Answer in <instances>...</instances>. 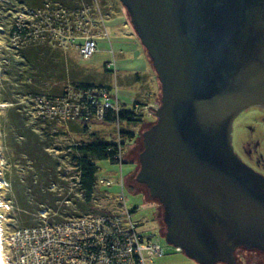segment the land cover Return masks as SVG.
I'll use <instances>...</instances> for the list:
<instances>
[{"label":"water","instance_id":"1","mask_svg":"<svg viewBox=\"0 0 264 264\" xmlns=\"http://www.w3.org/2000/svg\"><path fill=\"white\" fill-rule=\"evenodd\" d=\"M119 1L161 88L136 181L162 207L166 244L197 264L264 255V176L231 135L241 112L264 109V0Z\"/></svg>","mask_w":264,"mask_h":264},{"label":"rangeland","instance_id":"2","mask_svg":"<svg viewBox=\"0 0 264 264\" xmlns=\"http://www.w3.org/2000/svg\"><path fill=\"white\" fill-rule=\"evenodd\" d=\"M26 1L34 2L32 4L41 7L38 10L40 12L38 17H31L28 13L31 11L21 4V0H0V17L5 14L2 9L6 7L8 8L7 15L11 18L13 25L21 23L37 26L39 24L48 29L50 20L45 10L50 13L57 11L56 9L68 8L69 14L73 15L75 11L88 7L93 13L91 14L92 19L94 17L96 19L89 30L96 43V52L92 57L82 59L74 48L61 49L64 52V55L61 54L63 62H71L69 66L64 63L65 71L62 80L80 81L97 87H106L111 91V97L115 98V94L116 100L120 101L119 106L126 110L134 108L135 99L133 97L138 91L140 102H145L146 92L144 90L152 86L148 74L152 72L156 76V72L130 23L126 9L119 0ZM46 2L47 4L43 5ZM86 18L91 22L89 15ZM60 27L64 28V26ZM1 31L0 27V97H6L8 95L5 90L10 81L9 63L11 58L16 59V54L19 53L17 48L12 49V43L17 45L20 42L17 41V37L12 36L8 39V32L2 33ZM47 31L52 36L54 35V32ZM48 32L47 36L50 37ZM47 36L44 35V43L38 41L36 43L48 45L50 39ZM48 46L60 51V48L56 46L51 44ZM52 52V50H46V54H42V57L44 59L51 57ZM48 64L45 60L44 65L48 66ZM53 66L55 69L59 68L60 63L58 67L54 64ZM134 73L140 75L142 84L135 80ZM156 84L158 101L156 105L151 106L153 108L160 104L161 98L158 79ZM141 85L144 86L141 87ZM44 95L27 98L14 94L6 97L8 98L6 102H2L0 98L2 102L0 103V130L4 136V142L9 146L5 149V143L3 146L0 142V233L5 264H18L16 245L11 239L18 230L41 225L42 220L38 213L42 210L41 207L49 211V221H51L55 218H67L81 214L82 210L94 213L120 212L124 205L131 211V219L138 225L140 232L152 235L165 249L162 257H156L147 264H197L183 251H176L173 246L166 244L162 207L157 200L150 197L148 189L136 181L139 170L138 155L142 147L141 133L156 120L153 115L154 110L138 103L140 105L136 108L135 121L127 124L121 122L119 125L114 122L111 124L92 120L88 132L82 131L81 126L74 123L68 124L69 128L59 129L58 126L53 125L42 130L38 116H48L46 107L51 105V102L48 103L50 98H45ZM260 115V110L253 107L242 112L233 122L232 138L234 148L242 155L245 154L246 148H253V145L248 144L255 141L259 143L252 159L247 157L254 168L264 173V125L259 121ZM59 123L65 122L61 120ZM121 131L129 132L130 135L123 139L119 136ZM92 133H94L93 137L103 142L117 144L124 142L125 144L121 147L120 163H112L110 160L95 161L98 168L97 179H102L104 184L95 185L88 207L83 209L79 206L84 203L82 194L74 193L76 191L74 180L77 178L76 169L70 166L67 159L71 151L69 148L80 141L91 140L90 134ZM53 165L57 166L53 170L60 174L55 181L48 174L51 168H54ZM32 185L35 187L32 188ZM69 187V192L64 191ZM33 189L36 191L41 189V191L34 193ZM68 195L70 199L64 197ZM121 195L124 196V202L119 201ZM21 202H27L26 206L21 205ZM17 208L20 209L18 213ZM28 217L31 220L30 225H23L19 222ZM235 257L238 264H264V256L256 251L238 249Z\"/></svg>","mask_w":264,"mask_h":264},{"label":"built area","instance_id":"3","mask_svg":"<svg viewBox=\"0 0 264 264\" xmlns=\"http://www.w3.org/2000/svg\"><path fill=\"white\" fill-rule=\"evenodd\" d=\"M56 10L50 13L45 10L50 20L48 29L39 24L20 23V30L13 37H17V41L22 36L24 41L44 43V35L47 36L49 30L54 35L48 32V45L60 50L74 48L82 59L92 57L97 47L89 30L96 19H92L90 8L75 11L73 15L63 8ZM28 13L31 17L40 14L38 10ZM88 15L91 22L86 18ZM25 26L27 30L21 34ZM111 96V91L105 88L67 91L64 96L48 100L51 102L46 107L48 118L103 120L110 111L117 113L121 110L116 95L115 98ZM116 157L120 159V152ZM98 184H104V181L100 179ZM119 201L124 202L123 195ZM38 213L41 225L18 230L11 239L16 245L18 264H147L165 254V249L152 235L140 232L125 205L120 212H84L51 221L46 208Z\"/></svg>","mask_w":264,"mask_h":264},{"label":"trees","instance_id":"4","mask_svg":"<svg viewBox=\"0 0 264 264\" xmlns=\"http://www.w3.org/2000/svg\"><path fill=\"white\" fill-rule=\"evenodd\" d=\"M32 3L34 2L30 1L28 3V1L26 0H21V4L29 8V11H37L41 8L40 6L36 4H32ZM46 4L47 2L43 3V5H46ZM65 10H69V9L67 8ZM2 11L5 14L1 15L0 17V27L2 28L1 32L2 33L8 32V39L9 38L11 39V37L15 33H18L20 29H18V25L16 24L13 25L11 18L9 17V15H7L8 8L5 7V9H2ZM26 30H27V27L25 26V29H21V34H24ZM21 38H19L18 42L20 43H18L17 45H14V43H12L13 44L12 49L17 48L19 50V53L16 54L17 58L14 59V57H12L9 63L10 81L8 82V85L5 90L7 91L5 93L8 95L6 97H9V96L11 97L15 94L18 97L29 98V96L34 97V96L45 94L43 97L45 98L48 97L52 99L54 96L66 95L67 91L77 92V91H81V90L83 91L86 89H100V88H105L108 90V88L106 87H101V86L97 87V86L85 84L80 81L77 82V81L62 80L64 78L63 77V72L65 71L64 63H66V61L63 62V56L61 54L64 55V52H62L61 50L59 51V50L51 49V47L48 46L47 44L46 45L39 44V43H36L35 41H24ZM46 50L47 51L52 50L53 54L51 55V57H47L46 59H44L42 57V54L43 55L46 54L45 53ZM45 60H47V63H49L48 66L44 65ZM58 63H60V67L56 68L57 69L56 70L53 64L55 66L57 65L58 67ZM67 64L69 66L71 65V62L67 61L66 65ZM72 79H74V77H72ZM6 97H0L2 102L7 101L8 98L6 99ZM2 102L0 101V103ZM133 107L134 108L132 110H126L121 106V110L119 112L116 113L114 111H110V113L103 120H98L95 118L83 119V118L78 117V119L67 120V121H63L65 123H59L61 120L57 118L50 119L48 118L47 115H42V116L39 115L38 117L40 118V120L39 118L38 120L40 122L39 125L42 126L41 127L42 130L47 129L48 127H52L53 125L58 126L59 129L69 128L68 124L74 123L75 125L77 124L78 126H81L82 131L88 132V129L90 128L89 124L92 120L96 122H99V121H105V122H110V123L114 122L119 125L121 122H125L127 124L129 122L135 121L137 115L134 112V110L137 108V105H134ZM41 118H42V121H41ZM114 123H111V124H114ZM152 123H150L147 126V128H149L152 125ZM129 135H130L129 132H125V131L119 132V136L122 137L123 139H125L126 136H129ZM93 136H94V133L90 134V137L92 138L91 140L86 141V142L80 141V143H76L72 145L69 148L71 150L68 155L69 159H67L70 162V166H73L74 169H76L75 176L77 178L74 179L76 182V185H75L76 191H74V193L82 194L84 203L79 204V206L82 207L83 209L88 207V203L90 202V197L94 192L95 185L98 183V179H97L98 168L95 164V161L96 160H110V162L112 163H120L121 157L120 159H118L116 156L119 154V152H121V147L124 146L125 144L124 142L123 143L120 142L118 144L117 143H107ZM0 142L3 146L5 143V149L9 148L6 142H4V136H2L1 130H0ZM142 149H143V145L141 147V150ZM53 167L54 168H51L52 169L50 171L51 173L49 172L48 174L51 177V179L55 181L56 179L59 178L60 174L58 171L53 170V169H56L57 166L55 167L53 165ZM33 187L35 186L32 185V188ZM33 190L35 193L36 189H33ZM68 190L70 191V187L69 189L67 188L64 191H68ZM40 191L41 189H38V191L36 192L38 193ZM70 194L72 193L70 192ZM39 197H41V195ZM64 197L68 199L69 195L64 196ZM2 200L6 201V199H2ZM26 203L27 202L25 203L21 202L20 204L26 206L25 205ZM42 208H45V207H41V209ZM19 211L20 209L17 208V213ZM82 211L83 212L81 213H84V210ZM86 212H89V211H86ZM19 222L23 225L28 226L30 225L31 220L28 217L26 219L19 220Z\"/></svg>","mask_w":264,"mask_h":264},{"label":"crops","instance_id":"5","mask_svg":"<svg viewBox=\"0 0 264 264\" xmlns=\"http://www.w3.org/2000/svg\"><path fill=\"white\" fill-rule=\"evenodd\" d=\"M149 74H151V75H149ZM149 74H148V76L150 77V80L152 81V86H149L148 88H146V90H144L146 92V94H145L146 95L145 102H140L141 100L139 99L140 98L139 97L140 96L139 95V91L135 93V96L133 98L135 99L134 105H138V103H140L141 105H145L147 108H152V110H154L155 108H153L151 106L156 105L157 101H158L157 98H156V91H157L156 90L157 89V84H156L157 79L156 78H157V76H155V73H152V72H150ZM135 80L142 84V78H140V75L138 73L135 74ZM142 86H144V85H141V87Z\"/></svg>","mask_w":264,"mask_h":264},{"label":"flooded vegetation","instance_id":"6","mask_svg":"<svg viewBox=\"0 0 264 264\" xmlns=\"http://www.w3.org/2000/svg\"><path fill=\"white\" fill-rule=\"evenodd\" d=\"M253 108H256V109H258V110H260V113H261V115L259 116V121H260V123H262L263 125H264V109L263 108H259V107H253ZM249 109V108H248ZM247 110V109H246ZM246 110H244V111H246ZM243 111V112H244ZM242 113V112H241ZM240 113V114H241ZM239 114V115H240ZM238 115V116H239ZM237 116V117H238ZM236 117V118H237ZM235 118V119H236ZM235 121V120H234ZM233 121V122H234ZM232 132H233V123H232ZM231 135H232V133H231ZM232 145H233V138H232ZM249 146H252L253 145V148H249V149H247L246 148V151H245V154L244 155H242L239 151H237L235 148H234V145H233V148H234V151L236 152V154L241 158V160L246 164V165H248L250 168H252L254 171H256V172H258V173H260V174H262L263 176H264V173L263 172H261L260 170H257L256 168H254V166L252 165V164H250V159H252V157H253V155H254V151L257 149V147H258V145H259V143L258 142H253L252 144H248ZM250 158V159H248V157ZM238 249H242V248H238ZM238 249H236L235 250V252L238 250ZM257 252V251H256ZM258 253H260V252H258ZM260 254H262V253H260ZM263 255V254H262Z\"/></svg>","mask_w":264,"mask_h":264},{"label":"bare ground","instance_id":"7","mask_svg":"<svg viewBox=\"0 0 264 264\" xmlns=\"http://www.w3.org/2000/svg\"><path fill=\"white\" fill-rule=\"evenodd\" d=\"M1 232V230H0ZM0 264H5V260L3 258V247H2V238L0 233Z\"/></svg>","mask_w":264,"mask_h":264}]
</instances>
